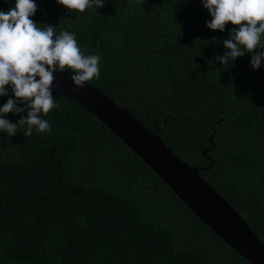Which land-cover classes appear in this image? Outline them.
Instances as JSON below:
<instances>
[{"label":"trees","instance_id":"trees-1","mask_svg":"<svg viewBox=\"0 0 264 264\" xmlns=\"http://www.w3.org/2000/svg\"><path fill=\"white\" fill-rule=\"evenodd\" d=\"M36 3L32 19L101 56L87 82L203 168L264 244V61L249 63L264 48L221 64L238 26L207 28L201 0H105L83 12ZM54 99L50 132L0 133V264H251L95 117ZM17 106L12 122L27 114Z\"/></svg>","mask_w":264,"mask_h":264},{"label":"clouds","instance_id":"clouds-1","mask_svg":"<svg viewBox=\"0 0 264 264\" xmlns=\"http://www.w3.org/2000/svg\"><path fill=\"white\" fill-rule=\"evenodd\" d=\"M4 2L10 6L0 8V96L11 93L16 99L10 96L0 106V133L6 131L14 136L22 128L25 137L33 132L46 134L51 131V124L45 117L59 107L52 92L53 72L70 70L73 84L82 88L85 82L99 79L101 56L85 54L75 32L63 28L57 32L56 26L32 19L38 7L36 0ZM201 2L211 17L205 20L207 28L223 32L229 22L238 26L228 29L230 37L223 41L227 51L216 57L221 64L227 65L257 46L264 48V0ZM56 3L67 12H83L93 6L103 7L105 0H56ZM262 61L264 51L255 52L249 61L251 69L257 70ZM17 100L25 104L27 114L12 122L5 114L25 111L17 106Z\"/></svg>","mask_w":264,"mask_h":264},{"label":"water","instance_id":"water-1","mask_svg":"<svg viewBox=\"0 0 264 264\" xmlns=\"http://www.w3.org/2000/svg\"><path fill=\"white\" fill-rule=\"evenodd\" d=\"M54 97L76 103L95 117L144 164L216 236L251 264H264V244L235 208L201 176L196 168L176 155L169 146L94 85L76 87L71 75L54 71ZM10 88V85H5ZM214 134L211 135L212 142ZM208 150L203 154L207 155ZM6 264V263H5Z\"/></svg>","mask_w":264,"mask_h":264}]
</instances>
